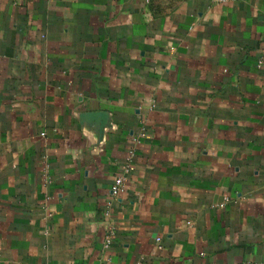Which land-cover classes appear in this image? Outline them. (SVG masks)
Returning a JSON list of instances; mask_svg holds the SVG:
<instances>
[{
    "label": "crops",
    "instance_id": "0c3cea01",
    "mask_svg": "<svg viewBox=\"0 0 264 264\" xmlns=\"http://www.w3.org/2000/svg\"><path fill=\"white\" fill-rule=\"evenodd\" d=\"M0 264H264V0H0Z\"/></svg>",
    "mask_w": 264,
    "mask_h": 264
},
{
    "label": "built area",
    "instance_id": "2783aa9c",
    "mask_svg": "<svg viewBox=\"0 0 264 264\" xmlns=\"http://www.w3.org/2000/svg\"><path fill=\"white\" fill-rule=\"evenodd\" d=\"M214 2H218V3H226V2H231V1H236V0H213ZM259 67H263L262 64H259ZM128 170V168H127ZM124 177L122 175H120L119 177L116 178L114 186H113V193L114 194H121L124 191ZM228 198H225V201H227ZM225 203V202H224ZM224 203L222 205H224ZM108 215V213H107ZM114 234L110 232V234H108L107 238H106V243L110 244L112 242V238H113Z\"/></svg>",
    "mask_w": 264,
    "mask_h": 264
}]
</instances>
